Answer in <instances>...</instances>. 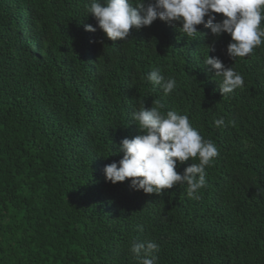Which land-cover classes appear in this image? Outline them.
I'll list each match as a JSON object with an SVG mask.
<instances>
[{"label":"trees","instance_id":"1","mask_svg":"<svg viewBox=\"0 0 264 264\" xmlns=\"http://www.w3.org/2000/svg\"><path fill=\"white\" fill-rule=\"evenodd\" d=\"M89 3L0 0V264H138L130 244L150 240L157 264H264V44L234 61L230 34L198 25L188 38L159 18L113 41ZM208 52L242 89L222 96ZM157 67L176 79L169 95L146 79ZM154 101L218 148L199 199L105 178L141 134L131 113Z\"/></svg>","mask_w":264,"mask_h":264},{"label":"clouds","instance_id":"2","mask_svg":"<svg viewBox=\"0 0 264 264\" xmlns=\"http://www.w3.org/2000/svg\"><path fill=\"white\" fill-rule=\"evenodd\" d=\"M86 10L88 15L94 16L98 28L113 41H126L133 27L140 30L159 18L178 26L188 38L196 37L198 25L210 29L216 38L230 34L227 54L234 61L237 57L249 56L257 46L264 44V28L261 27L264 0H136V3L90 0ZM216 14H223V18L217 20ZM97 26L86 24L84 27L86 31L95 32ZM203 64L210 66V71L215 70V76L222 77L219 91L223 97L244 87L243 76L234 68L226 67L219 57L210 56L208 52ZM146 79L159 86L165 95L171 94L177 86L175 77L166 78L158 67L153 68ZM161 108L158 104L152 107L142 104L138 110H133L131 117L141 134L122 139L113 154L123 153V156L105 165V178L112 184L131 178V187L146 194L162 195L165 189L186 184L187 196L199 199L200 190L206 184V166L219 155L218 148L213 141L201 136L187 115L175 110H168L165 115ZM214 123L220 127L225 121L219 118ZM190 158H198L199 163L193 162L179 173L177 165H183ZM256 195L264 196V188H258ZM129 250L138 264H157L159 245L155 241H133Z\"/></svg>","mask_w":264,"mask_h":264}]
</instances>
